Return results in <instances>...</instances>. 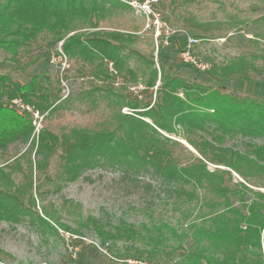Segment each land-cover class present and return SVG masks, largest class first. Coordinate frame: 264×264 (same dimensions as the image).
Returning <instances> with one entry per match:
<instances>
[{
    "label": "trees",
    "instance_id": "trees-1",
    "mask_svg": "<svg viewBox=\"0 0 264 264\" xmlns=\"http://www.w3.org/2000/svg\"><path fill=\"white\" fill-rule=\"evenodd\" d=\"M121 3L0 0V221L29 219L51 226L50 221L58 218L57 208L45 200V194L60 191L80 176L93 180L85 173L95 167L121 169L126 177L152 169L174 180L200 183L205 194L221 198L230 196L228 179L235 172L249 185L239 183L256 198L245 205L247 214L239 213L241 225L231 226L226 236L231 246L218 261L264 264V191L250 187L264 184V144L253 145L260 160L222 144L235 133L264 136V99L187 79L163 62L158 70L154 57L138 48L137 32L143 25L115 21L122 11L112 5ZM177 6V0H159L157 7L168 21V12H175ZM106 19L111 22L103 25ZM256 19L264 20V15ZM239 20H201L192 12L181 19L183 28L196 31L197 38L227 33ZM60 42L62 52L75 64L74 76L85 80L82 88L65 96L59 76L53 79L47 67L34 69L60 55ZM251 43L248 54L213 63V75L264 80V48L255 40ZM185 44L186 37L180 39V45ZM106 57L116 65L122 80L119 86L112 84L114 77L104 65ZM17 74L26 79L15 78ZM141 81L144 87L156 86L158 96L153 102H144L139 91L129 90L130 84ZM21 104L43 114L39 131L33 112ZM209 163L218 166L210 169ZM146 184L153 189L151 183ZM62 209L78 208L64 201ZM254 248L260 252L251 255ZM6 259L14 256L0 248V261Z\"/></svg>",
    "mask_w": 264,
    "mask_h": 264
},
{
    "label": "rangeland",
    "instance_id": "rangeland-1",
    "mask_svg": "<svg viewBox=\"0 0 264 264\" xmlns=\"http://www.w3.org/2000/svg\"><path fill=\"white\" fill-rule=\"evenodd\" d=\"M120 1L123 4L112 5L113 9L122 11V16L115 21L121 24L126 20L136 21L143 25L137 32L138 48L154 57L158 70L159 63L163 62L187 79L223 87L234 94L264 99V80L261 78L248 82L238 76L219 78L211 72L213 63H225L248 54L253 48L251 40L264 48V20L256 19L264 15V0H177L175 12H168V43L156 39L153 30L145 29V19L136 7ZM189 12L201 20L241 21L227 33L198 37L193 47L194 58L209 65L204 70L186 62L180 52V39L197 33L183 28L181 19ZM110 22L106 19L102 24ZM61 43L58 44L60 56L55 54L53 61H43L34 69L47 67L53 79L59 76L65 96L69 91L82 88L85 80L74 76L72 68L75 64L62 55ZM159 46L161 52L158 53ZM3 55L2 52L1 57ZM63 62L67 64L64 70ZM104 65L114 77L112 84L119 86L122 80L114 61L106 57ZM66 72L68 77H65ZM14 76L26 79L24 74ZM158 84L159 80L156 86ZM144 85L142 81L130 84L129 90L133 93L139 91L144 102H153L158 96L156 86ZM123 111L130 112L128 108ZM37 126H43L41 117L37 118ZM202 134L211 139L209 133ZM181 141L197 154L185 140ZM254 143L264 144V136L235 133L227 135L222 144L259 159L253 152ZM217 166L209 163L210 169ZM85 174L93 180L80 176L66 183L60 191L45 194V200L53 201L57 208L58 218L56 222L50 221L51 226L33 223L29 219L20 223L0 221V248L14 256V259L0 261V264H132L129 259L144 264H220L218 258L223 257L231 246L226 237L228 231L233 223L241 225L239 213L247 214L245 205L256 198L253 191L239 183L249 185L235 172L228 179L232 192L226 198L211 197L204 193L200 183L174 180L152 169L141 170L130 177L124 176L121 169L102 167L90 169ZM16 176L18 179L20 174L16 173ZM147 182L153 185L152 190L147 188ZM250 187L254 191H264L261 183ZM64 201L73 203L78 209L72 212L63 210ZM39 205L40 200V210ZM66 226L70 229L67 230ZM258 252L260 250L254 248L250 253L255 255ZM262 252L264 254V246Z\"/></svg>",
    "mask_w": 264,
    "mask_h": 264
},
{
    "label": "built area",
    "instance_id": "built-area-1",
    "mask_svg": "<svg viewBox=\"0 0 264 264\" xmlns=\"http://www.w3.org/2000/svg\"><path fill=\"white\" fill-rule=\"evenodd\" d=\"M124 1L138 9V12H140L141 15L145 19V29L153 30L155 33L156 39H158L160 37V35H163V39H164L165 43H168L167 39H168L169 34H170L169 31L167 30L168 23H167V21H165L162 18L161 10L157 7L159 0H124ZM198 40L199 39L197 37H195L194 35L187 36L186 37V44L184 46H181L180 52H181L182 58L186 62L194 63L197 65L198 68H201L204 70V69L208 68L209 65L207 63H203L202 61H198L194 58L193 47L198 42ZM60 52L67 59L66 55L62 52L61 49H60ZM53 59H54V57H53ZM63 63H64V67H63V70H64L65 66L67 64L65 62H63ZM110 64H112V63H110ZM110 70L112 72H116L113 67H110ZM14 102L19 103V100L16 99ZM20 106L22 108H26L27 110L33 112V115H34L33 123L35 125L36 131H39L40 128H39V126H37V118L41 117V120H42L43 114H41L38 110L33 111V109L29 105L21 104ZM129 262L132 264L134 262H140V263L144 264L142 261H134L132 259H129Z\"/></svg>",
    "mask_w": 264,
    "mask_h": 264
}]
</instances>
